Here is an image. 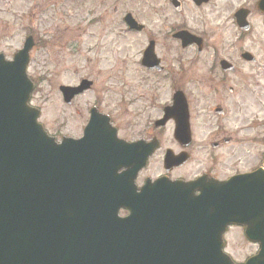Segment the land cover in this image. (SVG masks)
<instances>
[{"label":"water","instance_id":"95a60500","mask_svg":"<svg viewBox=\"0 0 264 264\" xmlns=\"http://www.w3.org/2000/svg\"><path fill=\"white\" fill-rule=\"evenodd\" d=\"M31 46V38L25 39L10 62L0 54V264H232L221 251L229 225L245 226L246 238L259 245L245 264H264V170L222 183L194 182L199 195L192 198V221L179 209H190V200L183 204L179 194L164 196L161 182L132 194L136 170L114 173L126 166L121 161L135 145L120 144L113 135L103 138L94 120L80 141L56 145L37 123L39 112L27 105ZM86 86L59 90L72 97ZM70 174L93 179L98 191L82 190V201L69 190ZM166 189L179 193L190 187L166 183ZM88 200L100 209L98 219L88 218L96 220L95 231L83 232L78 217L89 214L82 206L91 205ZM119 208L129 217L118 219ZM164 221L170 222L162 227Z\"/></svg>","mask_w":264,"mask_h":264},{"label":"rangeland","instance_id":"374dc122","mask_svg":"<svg viewBox=\"0 0 264 264\" xmlns=\"http://www.w3.org/2000/svg\"><path fill=\"white\" fill-rule=\"evenodd\" d=\"M47 1L49 4L47 9H44ZM62 1L0 0V54L6 60H11L12 56L21 49L24 38L29 35L34 41L45 42L44 46L31 50L27 67V76L33 84L29 104L40 111L39 123L57 140L62 136H77L80 134L84 119L87 118V108L97 101L101 110L113 119L114 125L121 127L120 136L129 138L138 134L156 117L157 111L145 112L138 116L133 115L136 112L129 106L130 101L135 100L140 94L146 95L156 87L153 78L147 75H143L142 82H139L135 63L138 53V46L134 45L136 36L124 37L121 40V47H117L115 53H110L106 49H102V52L86 49L80 44V40L83 39V30H87L85 21L89 19L82 15L83 10L78 7L77 0H66L65 6L61 5ZM136 1L134 0L132 4L134 9L137 8ZM214 2L217 6L225 5L223 13L220 14L219 10L215 9L212 11L209 6L199 12L187 9L188 15L185 12L180 19L177 17L187 27H193L201 33H209L210 49L201 56H197L189 49L185 52V56L191 59L198 58L195 67L201 72L205 69V64L211 60L214 49H221L231 44L227 52H220V56L230 59L233 63L236 61L238 51L251 52L256 56V63L253 66L240 67L242 74L230 77L228 86L239 93L241 98L235 96L232 99L235 102L244 101L246 111L260 109L264 115V18H259L253 12L250 21L252 28L244 38L240 39L241 33L236 31L230 15L228 17V11L231 12L240 5L254 10L256 0H223L222 5L219 0ZM90 8L92 6L89 1L85 5V11ZM43 9L44 13L41 11ZM166 13L171 16L173 14L170 8L166 9ZM226 18H229V25L225 24ZM198 24L199 27L196 26ZM165 35L167 36L168 33ZM72 44L73 47H70ZM81 79L92 81L93 87L76 99L71 107H67L61 100L58 87L76 85ZM238 81L241 82L237 83ZM194 94L198 98L202 96L200 90ZM206 97L207 99H200L196 109L198 114L193 117L197 125H203L206 119V116H202L207 114L202 110L205 102H209V107L216 103L215 97L211 94ZM167 102V94L165 96L161 91L158 100L150 96L147 103L143 102V104L161 107ZM228 113L232 116L231 112ZM133 121L135 128L131 132L129 128ZM136 122L141 124L138 125ZM212 122L213 117L209 114V126ZM225 127L228 125L226 124ZM226 132L237 139L241 137L236 131ZM205 136L206 133L198 139H204ZM263 149L261 144L236 143L223 149L222 159L231 163L227 174L232 170L246 167L242 165L244 162L254 164L255 158L260 151L263 152ZM157 157L159 160V155ZM194 159L199 161L202 155L195 152ZM238 162L240 164H237ZM223 239L224 252L236 263H241L256 253V247L244 240L239 229H229Z\"/></svg>","mask_w":264,"mask_h":264},{"label":"flooded vegetation","instance_id":"af4514ba","mask_svg":"<svg viewBox=\"0 0 264 264\" xmlns=\"http://www.w3.org/2000/svg\"><path fill=\"white\" fill-rule=\"evenodd\" d=\"M89 1L92 8L85 11V5ZM133 1L77 0L76 3L83 10L82 15L89 19L85 21L87 30H83V39L80 40V44L83 47L85 46L86 49H93L99 52H102V49H106L110 53H115L117 47H121V40L124 37L136 36L134 45L137 44L138 53L135 57V63L137 66L136 72L139 73V82H142L143 75H147L153 78L156 87L146 95L140 94L135 100L129 102V106L136 112L133 115L137 114L139 116L145 112L159 111L162 116L164 108L171 105L172 97L177 92L181 93L186 102L190 123V141H186L185 143L174 140V123L172 121H168L161 128L154 127L155 121L161 118L159 115L156 117L158 119L152 120V123L146 125L143 131L129 138L120 136L121 127L114 126L117 137L127 143L143 141L144 143L153 142L160 146V149L147 160L145 166L137 173L134 182L136 191L138 192L144 184L155 182L157 179H164L170 182H189L202 175H206L218 181H224L232 176L250 173L258 169L261 166V161L255 164L244 162L242 165L250 167L232 170L227 174V171H230L229 167L231 163L221 157V151L235 143L236 140L235 137L227 134V130L237 131V133L243 136L239 144H264V118H258L259 114H257V110L248 115L247 111L242 108L245 102L241 100L239 103H236L230 100L233 92H229V89L225 88V84L229 80L228 78L239 74V69L235 73L222 72L218 67V63L223 60L219 56L221 49H215L212 51L211 64H206L205 69L202 66L203 71H197L195 67L198 64L197 58L191 59V57H186L185 52L191 49L197 56L203 55L207 49H210L209 33L198 32L193 27L189 28L177 19V17L180 19L187 9L199 12L201 9L209 6H211L212 11L214 9L216 11L219 10L221 14L225 9V5L223 7L217 6L214 0H207V3L200 5L195 4L192 0H139L137 1V8L134 9L132 5ZM219 3L222 5L223 0H219ZM48 4L49 2L47 1L44 9H47ZM61 5L65 6L66 0H63ZM167 8L171 9L172 16L166 13ZM239 8L245 9L239 6L231 12L228 8L226 10H229L228 17L230 15L231 22L235 25L236 31L241 32L237 30V25L234 21V13ZM44 9L41 10L43 13L45 12ZM248 12V19L250 20L253 10L249 9ZM254 12L257 13L259 18L264 17L258 11L255 10ZM128 15L136 23L134 29H128L127 27L125 18ZM225 20V24L229 25V18ZM196 26L199 27L200 24ZM180 32H186L191 36V39H200L201 44L183 47L181 41L176 36ZM166 33H168L167 36L165 35ZM44 44L45 42L34 41V49L38 46H44ZM70 47H73V44ZM224 47L222 51L225 50ZM148 49H151V52L147 54L152 64L151 68L142 65L144 54ZM77 52L79 53L80 51ZM92 87L93 83L91 84ZM225 89L228 96H224ZM199 90L202 94L201 98H198L194 94V92H198ZM161 91L164 94H168L170 98L168 104H164L162 107H158V105L154 106L153 104L144 106L143 102L147 103L150 96L158 100ZM209 94L215 97L216 105L211 108L208 106L209 102L207 101L202 110L212 114L215 118L214 124L210 127L208 120L205 119L203 125H195L192 117L198 114L196 109L199 106L200 99H207L206 95ZM76 98L71 102V105ZM99 106L97 101L92 105V107L100 111ZM228 112L232 113L231 117L228 116ZM169 114L175 118H182L184 112L182 110L178 112L169 111ZM202 116H208V114H202ZM136 123L138 125L141 124L140 122ZM226 124L228 127H225ZM134 128L133 121L129 129L132 132ZM204 133H206V137L198 139ZM80 137L81 132L80 135L73 136L74 139ZM195 152L202 155L201 160L196 161L194 159ZM157 155H159V160ZM166 155L170 159L167 165L164 164ZM176 156H182L183 160L186 161L184 163L181 160L176 162L174 160ZM156 160L157 162H155ZM194 194L196 195L197 192H192L190 195ZM119 213L122 217L127 215L125 211H119Z\"/></svg>","mask_w":264,"mask_h":264}]
</instances>
